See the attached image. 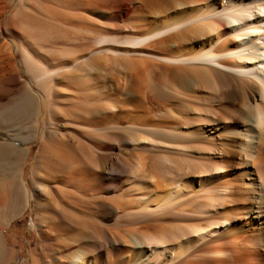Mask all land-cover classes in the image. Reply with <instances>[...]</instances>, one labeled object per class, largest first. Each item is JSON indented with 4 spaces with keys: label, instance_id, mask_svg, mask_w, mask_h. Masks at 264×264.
I'll return each instance as SVG.
<instances>
[{
    "label": "bare ground",
    "instance_id": "1",
    "mask_svg": "<svg viewBox=\"0 0 264 264\" xmlns=\"http://www.w3.org/2000/svg\"><path fill=\"white\" fill-rule=\"evenodd\" d=\"M33 1L0 0V88L19 89L9 115L28 118L35 113L38 131L47 135V110L59 92L66 94L61 89L69 87L72 75L77 73L83 86L101 82L104 78L90 73L115 60L125 74L122 98L101 86L82 88L98 90V100L109 99V108L119 111L115 117L127 120L132 133L175 145L169 150L177 155L162 156L169 164L161 170L146 165L147 155L137 153V164L122 167L92 150L98 172L71 164L68 176L61 179V171L50 184L46 180L37 185L38 193L49 200L51 189L62 223L81 226L79 231L55 229V264H96L90 253L102 246L99 231L89 214L76 210L79 204L68 193L79 197L100 190L97 182L114 173H128L135 186L121 187L141 194L136 199L139 208L133 209L137 203L130 205L119 194L113 204L102 203L117 219L135 218L127 223L131 228L122 227L123 234L115 231L105 242L120 252V264H154L138 235L154 248L160 264H264V0H135L138 4L125 18L137 36L120 41L99 34L88 52L84 44L65 51L59 47L56 34L66 22L58 23V29L54 25L58 32L50 36L48 24H57L58 18L46 12L49 17L43 16ZM81 1L86 8L90 5ZM71 2L66 0L64 7ZM161 72L166 83L156 82L162 89L153 95L149 87L151 92L159 87L149 85ZM61 79L67 85L60 84ZM60 113H54L55 118ZM159 114L162 119H155ZM66 138L59 139L61 145L68 144ZM61 145L57 148L63 152ZM57 157L64 164V152ZM192 220L196 223H189Z\"/></svg>",
    "mask_w": 264,
    "mask_h": 264
},
{
    "label": "rangeland",
    "instance_id": "2",
    "mask_svg": "<svg viewBox=\"0 0 264 264\" xmlns=\"http://www.w3.org/2000/svg\"><path fill=\"white\" fill-rule=\"evenodd\" d=\"M34 1L35 7L43 16L46 15L44 14L46 12L49 16L54 15V20L58 18L57 24L49 22V24L47 23L49 26L52 24L51 26L53 28L57 26L56 29H58L61 23L66 22V25L61 24L59 26V33L56 34L58 38V40L57 38L56 40L60 45L56 44L64 48V51L66 50L65 48L71 49L75 45L84 44V47H86L85 51L88 52L94 44L92 43L94 37L96 38L99 34L111 36L120 41H122V38L135 37L138 34L137 30L130 27L126 21V14L130 8L138 4L135 0H88L90 1V5H88L87 8L81 0H72L70 4L73 6L71 5L70 7L66 4L65 7L68 8H65L63 5L66 0ZM71 8L74 9L73 12ZM43 22L41 25L45 27L46 23ZM62 25H64L65 28L62 27ZM51 26L47 29L48 32H50L49 35L54 36V33L58 31L55 32L56 29L51 28ZM49 29L53 30L50 31ZM56 40H54V42H56ZM121 69L115 60H109L105 64L103 63L97 72L90 73L91 77H102L104 79L96 83L91 82V80L88 84L86 83L85 86H83L85 82H80L79 76L76 75L77 73L72 75L71 81L68 83L69 87L66 90H63V88L61 89V92L66 94L69 93L68 97L65 96L66 94L61 96L59 92L56 95L57 97L54 98L55 102L53 101L48 108L49 110H47L49 118L51 119V124L48 125L47 135L44 134L45 137H42L41 132L38 131L40 126H38L39 124L37 123L35 113L28 118H15L9 115L10 113H8V111L11 110L14 96L16 98L19 89H15L14 92L9 87L0 88V250L3 252V257L0 258V264H55V258H57L58 254L55 252L54 236L56 230L59 229L58 227H74V230L81 229V226L78 224L74 225L71 222H68V224L67 221H63L62 223L54 205L55 199L51 189L49 191L51 196L50 200L46 196L40 195L36 190L37 185L41 184L43 181L47 180V184H50L51 181H53L51 180L52 177H54L56 173L63 171V174L59 175V177L62 176L63 178V176H68L71 164L85 166L88 170L90 169L89 171L95 170V172H98V161L91 156L95 150L98 152L95 151L97 154H101L111 160H116L122 167L132 165L133 163L137 164L138 159L135 158L137 153H140V156H148L149 159H147V157L145 158V160L147 159L149 161H147L148 163L145 161L147 166L160 167L161 170L164 166L169 164H167L164 159L162 160V156L168 154L167 157H172V155H174L173 158H177V155L175 156V154L171 153L172 151L169 150L171 146L175 145H167L166 142L154 139L153 137L151 138L149 135L132 133L127 129V120H120L115 117L114 114L119 113V111H117V109H110L111 107L108 106L109 99H106L107 102L100 99L99 101L97 89V91L84 90L87 86L89 89H91V87L101 86L106 90L105 92L113 93L116 97L122 98L124 92L121 84H123L122 78L125 74L122 73L124 69ZM158 76L159 82L156 81L157 78L155 77V83L149 85L153 86V89H158V87L160 89L161 86H157V83L159 85L166 83V77L162 72L158 74ZM61 81L62 79L59 81L60 84L63 83L62 85H67L65 79H63V82ZM149 88L152 90L151 87ZM81 89L82 92L80 91ZM159 89L155 90V92L154 90L152 92L150 90L149 92L152 94L157 91L159 92L162 87L160 90ZM72 92L75 93V95L77 94V96L81 93V96L79 95L78 99H75L77 96ZM74 99L75 101H81L75 102L73 101ZM171 102L172 101L167 102V104L169 105ZM173 103H175V101ZM192 103V106L195 105L194 102ZM104 108L106 110L102 111ZM56 112H61V116L58 115L59 117L57 116L58 118H55L54 113ZM160 114L156 115L155 119H160L162 117ZM155 122L159 123L161 120H154V123ZM66 134H69L70 138L66 136ZM39 135L40 138L38 137ZM61 137H67L69 139L66 138L68 140L67 145L62 144L65 157L63 161L64 164H61V162L56 159L58 158V152L63 153L62 150L60 151L59 149L61 145L59 139ZM137 138H140V140H137ZM165 150L170 152L168 153ZM90 152L92 153L90 154ZM193 155H198V153H193ZM194 163L193 166L197 168L198 163ZM246 167L250 169L249 166ZM160 172L162 176H166L163 174L165 172ZM112 176H110L108 180L107 175L104 177L102 176L103 178L97 182L101 184L100 190H87L86 193L80 194L79 197H74L72 192L68 193L69 198L72 199L74 203L80 205V207L77 205L78 207H76V210L80 208V211L83 213L86 212L87 215L89 214L93 218L92 220H94H91L94 222V229L99 231V241L102 243V246L96 250L91 249L92 251L90 253L92 256H96L95 258L93 256L94 260H97L96 264H118V262L120 264V252L112 249V247L106 245L105 242L106 240H111L110 238H112L111 236L115 231L123 234L125 231L123 232L124 229L121 228L132 226L127 223L135 220L133 217H129L130 219L128 217H125L126 219H123L124 217H118L117 219L116 216L109 214L107 210L102 207V203L104 202L109 205L113 204L114 202H112V199L117 201L118 199L116 196L119 194V196L123 195L124 198L129 201L130 205L134 204V202L137 203L132 205L133 209L139 208L141 204V202H136V199L141 195L140 193L121 187V184L123 185L124 183L135 186L134 181L131 180V176L128 175V173H124L122 176H118V173H114ZM94 181V179L87 180L89 183ZM97 183L95 182L94 184ZM52 199L54 200L53 202ZM46 201H48L47 206L43 208L42 203ZM85 204L88 208L83 207ZM123 209L122 207L119 211L121 212ZM191 222L196 223L195 220L189 223ZM64 224H68L67 227L64 226ZM138 238L142 241L143 247L145 249L147 248L146 250L152 255V259L149 261L154 264H160V257H158L154 248L146 244L147 241L140 235H138ZM89 241L90 243L93 242L92 240ZM156 248L157 247H155V249Z\"/></svg>",
    "mask_w": 264,
    "mask_h": 264
}]
</instances>
